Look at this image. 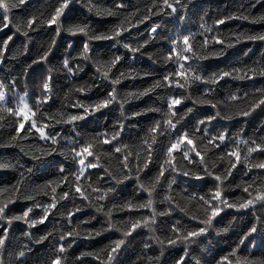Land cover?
Wrapping results in <instances>:
<instances>
[{"label":"snow or ice","instance_id":"snow-or-ice-1","mask_svg":"<svg viewBox=\"0 0 264 264\" xmlns=\"http://www.w3.org/2000/svg\"><path fill=\"white\" fill-rule=\"evenodd\" d=\"M21 6L27 4V0H20ZM193 0H152V3L144 9L142 19H138L137 23H142L143 20H148L150 16L158 13H164L165 9H170L166 15L174 16L179 12L180 9L187 8ZM77 3V0H58L54 8L50 9V14L47 16L46 23L48 25L55 24V29L58 21L63 18L68 20L73 13V5ZM80 3V0H79ZM257 3H262V0H257ZM85 7L89 12L95 11L103 15L97 6L91 3V0H86ZM255 7V5H253ZM119 8H126L125 4H118ZM155 9V11H153ZM0 16H2V23H0V30L9 26L15 28L16 32H21L26 41L30 39L29 31L37 28L40 13L32 12L26 20L22 19L20 23H14L15 17L12 10L8 9L7 0H0ZM140 11L139 9L137 10ZM5 12H9V15H5ZM136 13H128V16H134ZM234 18L240 19L238 13H232L231 15L224 17L222 20H217V25L223 24L224 20H232ZM180 20H186L185 16H180ZM12 21V23H10ZM15 25V26H13ZM162 24H152L149 31V38L144 40L143 43L132 45L130 43H122V47L128 49L132 53H138L144 47L152 41L154 38L166 39L168 41L169 50L162 55L161 62L164 64L175 63L177 65L175 71H169L166 73L161 80L155 81L153 85L145 88L143 92L133 93V95H145L153 91L157 87H168L174 86L180 89L187 90L189 84L195 82H202L204 85V92L201 97L196 98L195 103L200 105H211L214 110V115L205 116L202 120H197L195 125L192 127L185 128L182 121L193 111V108H187L183 113L176 108L177 105L183 107L182 101L186 99V96H169L167 111L163 113L162 120L154 121L149 126L147 132L137 138L135 144L120 143L118 138H122L123 131L125 128V120H117L114 122L115 131L96 133L94 137L86 139L83 143H80L78 139L68 140L69 147L60 150V155L67 161L71 156V164L76 167V171L69 172L68 168L65 167L64 163H60L58 168H55V177L52 180L45 181L43 185L37 186V191L43 192L45 195L52 197L50 203L34 202L31 206L24 209L20 214L8 216V206L14 201L19 199L34 200V195H25L24 193V179L21 178L23 175L20 174V178L15 184L8 186L5 185L0 187V222L7 223V227L0 226V264H5L4 257L9 254L10 247L12 245V226L15 221H22L28 226L29 230L24 231L26 237L31 236V229L37 224H43L52 212L54 208L59 204L60 201H65L68 198L75 199L76 194L89 202L88 206L93 207L97 213H102L107 220V228H100L96 230L89 229L86 234L82 235L86 239H92L95 236L101 235L103 232L108 230H115L120 233V238L111 241L109 244L100 248L94 252H82L79 257L72 258L73 264H84V260L81 257H91L88 264H119L118 256L124 251L135 237L138 235V229L141 227L153 230L152 225L157 223L158 217L169 216L175 209H179L185 216H190L192 221H198V226L189 227L186 224H182L181 221L177 220L171 224L168 228V235L160 238V256H165L169 249H174L178 245L183 246V253L178 259L174 258L173 264H203L201 258L196 254L195 245L204 239L207 235L208 227L221 216L222 208L220 203L224 200L225 205L236 213H251L255 225L251 227L247 233L238 237L235 241L234 246H230V251L221 255L219 259L215 260V264H252L254 258L251 255L245 254L244 250L249 248V241H255V235L257 232L264 229V215L258 214V210L264 208V181L258 180V177H253L251 181H241L237 185L238 188L246 193L245 196H241L239 203H232L225 199L226 194L223 191L224 182L228 178L234 175L233 170H238L237 165L243 164L249 169H260L264 170V161L252 162L249 157L252 153L259 151L264 154V143L255 139L246 140L237 137L235 143L229 147L227 153L221 151V146L226 143H231V138L227 136L228 126L221 125L222 130H218L216 133H212V127L215 126L216 118H220L224 121L234 119L235 117L249 118L252 116L257 109L264 111V90L257 89L256 96L258 99H254L244 111H237L229 114L221 110V105H229L236 103L240 100L237 92H234L224 98L223 101H213L212 99H205L203 97L213 96V88L218 86V81H223L227 78L235 80H249L253 81L254 77H264V67L257 68L253 66H245L244 68H232L230 70L221 69L216 72H212L208 75L200 74L197 77L193 66L197 65L198 62L206 60L208 57H217L221 55H208L209 52L206 50L208 45L213 47L219 46L218 50L211 51L212 53L224 52L228 48L233 47L235 44L240 43L238 38L235 36V40L230 37L218 39L221 35L219 32L213 35H209L212 32V28L204 23L200 25L199 35L204 36L203 43L199 45L197 51L193 50L192 41L195 40L197 33L187 32V34H181L178 31L175 38L171 35L167 37H161ZM133 27L131 23H127L126 20H121L119 24L113 25L108 33H103L102 39L100 40H115L116 44H121V33L126 32L127 28ZM87 27L85 23H72L68 26L67 33L69 36H75L77 34H85ZM62 31L55 33L56 38L51 40L42 55L38 57L39 61H45L52 51V46L56 43L57 36ZM15 35V33H13ZM85 36V35H84ZM12 40V36H8L2 44H0V63H3L7 56L5 51L9 41ZM91 41L88 38L85 40L82 50L79 52L80 55L87 53L91 47ZM255 42V41H253ZM69 46H72L71 40H69ZM25 51H29L28 44L25 43ZM163 51V50H162ZM151 57V54H149ZM121 56H113L107 61H99L96 64L97 72L110 79V72L117 65L118 61H121ZM34 60L32 63H37ZM155 63V62H154ZM64 69L68 73H73V68L70 66L68 58L63 61ZM29 68L31 65H26L24 72L26 75L29 74ZM79 68V66L77 67ZM48 75L42 77V83L40 88L42 89L41 95L36 98L35 110L29 103L31 100L30 93L18 94V100L13 106H9L7 103L6 86L0 83V129L5 128L6 124L8 127H12L8 121L5 120V113L8 114V120L12 117L17 119L14 121L15 127L11 134H8V140L5 144H0V147H6L9 145H17L21 148L22 152L26 155H31L33 159H37L36 152L41 155H48L54 153L57 150L52 146L57 145L58 137L61 133L50 135L45 131L46 128H51L54 124H72L74 130L79 125L75 122L83 121L85 117L91 118L92 114L98 110L99 107L108 108L111 103L115 100H110V97H116L118 94L117 85L126 76H136L140 73L133 69H129L127 72H121L120 75L111 79V90L107 95L98 101L93 103H86L83 100L75 99L80 93H86V89L83 86H75L70 88L65 93L66 102L71 103V107L77 110L83 109L82 112L77 114H71L68 112L62 113H46L41 111V107L51 100L52 95V79L53 70L47 69ZM145 75L150 73L145 72ZM15 87V85H12ZM153 111L159 112L160 109L146 108L140 112H132V116H140L144 112ZM48 117V122L45 123L43 117ZM28 122L27 124L25 122ZM209 122H212L209 124ZM184 128L181 132L180 129ZM23 130V131H22ZM35 130V132H33ZM39 134L41 140L46 143L50 142L46 148H40L36 145H21L19 142L25 140L29 135ZM167 133L169 140L167 145H162L160 137ZM177 133H179L177 135ZM76 136L79 137L80 133L77 132ZM175 139H172V137ZM101 145H106L111 148V151L100 152L98 149ZM113 145H115L113 147ZM240 145H245L247 151L242 155L239 152ZM30 148L32 151H25V148ZM219 152L217 160L227 161L228 166L222 171H218L216 168V162H213L210 157L211 153ZM123 159H120V157ZM236 159L233 160L232 158ZM92 158V159H90ZM108 158L109 162L112 159L117 161L113 167L105 166L102 161ZM159 158V170L153 174L147 181L142 179L141 173L145 169H149L152 162L157 161ZM135 160V164H133ZM175 161V162H174ZM186 162V163H185ZM51 167H55L53 164ZM103 168L105 176L109 177L113 183L107 187H100V177L97 176L95 181H89L87 179L81 180L82 176H87L89 173L88 169H100ZM127 169V171H125ZM29 172L32 170L29 169ZM171 174V175H170ZM179 174V175H177ZM91 175H95L92 173ZM133 175H135L137 190L147 193V200L142 203H133L127 201L119 206L113 205L108 208L105 204H101L100 201L112 199L113 194L123 186L124 182L129 181ZM174 176L182 178L185 184L199 183L207 177H211L214 182V187L204 195H199L195 192H190L187 195L175 192L173 180ZM188 178V179H183ZM162 180H167V194L164 196V200L168 202L169 207L163 212H158L154 207V194L158 185L162 183ZM67 182L68 191L58 193L57 188L60 184ZM91 188L92 192L88 193L86 189ZM84 189V190H82ZM6 194V195H5ZM94 194V195H93ZM195 202L198 211L192 213L189 205ZM34 208L41 209V215L33 218L35 215L33 212ZM125 209L128 210V218L121 221H113L111 219L113 211L123 212ZM140 209H148L149 215H135V212ZM246 210V211H245ZM81 211L80 207L77 206L72 210L68 211L65 219L72 228V231H63L60 235V242L57 243L56 247L53 248L50 254H48V264H68L69 256L68 249L72 247V244L68 243V240L76 241L81 236L74 235L79 233V225L83 222L77 221L73 225V215ZM31 214V215H30ZM94 218V217H93ZM154 231V230H153ZM53 233L45 232L41 235V239H48ZM27 246H21L16 249L11 255L14 256L16 264H21L23 257L27 255ZM145 249H149V244H144ZM30 251V249H29ZM215 258V257H213ZM147 264H162V261L157 260L155 257L148 256Z\"/></svg>","mask_w":264,"mask_h":264},{"label":"trees","instance_id":"trees-1","mask_svg":"<svg viewBox=\"0 0 264 264\" xmlns=\"http://www.w3.org/2000/svg\"><path fill=\"white\" fill-rule=\"evenodd\" d=\"M58 0H27V8L21 7L12 9V13L15 17L14 23H20L22 19L26 20L32 12L43 13L45 15L50 14V9L54 8ZM86 0H80V3L73 5V13L68 20L61 17L60 22L65 26H69L72 23H89L90 27L93 28L96 34L108 33L109 29L116 24H119L121 20L127 17V23H131L133 27L127 28L126 32L121 33V44H116L115 40H94L91 41V47L89 49V56L92 60L84 62L83 58L79 56V52L82 50L86 36L83 34H77L75 36H69L67 32H61L57 36L56 43L52 46V51L45 61H39L38 57L42 55L48 44L51 42V36L55 34V24L48 25L47 23L41 28H35L29 31V40L26 41L25 36L21 32H16L15 28L9 26L0 30V44L7 39L8 36H12V40L9 41L8 46H6L5 51L7 56L3 63H0V83L6 86L7 103L9 106H13L17 100L18 94L20 93H30L31 100L29 103L35 110L36 98L41 95L42 89L40 85L42 83V77L47 76V69L51 68L53 70L52 83V95L51 100L46 102L42 107L41 111L46 113H62L68 112L71 114H77V112H82L83 109L77 110L71 107V103L66 102L65 93L69 91L70 88L75 86H82L85 83L92 84L94 87L90 92L80 93L75 99H80L86 103H93L95 101L103 99L107 93L111 90L112 85L110 80L114 79L116 76L120 75L121 72H127L129 69H133L140 73L136 76H126L120 81L116 86L118 92H143L145 88L150 87L157 80H161L162 77L169 71H175L177 65L175 63L164 64L161 62V57L169 50L168 41L166 39L154 38L149 44L144 45L138 53H132L128 49L122 47V43H130L136 45L143 43L144 40L149 38V29L152 24H162L161 37H167L171 35L175 38L178 31L181 34H187V32L197 33L195 40L192 41L194 47L193 50L197 51L199 45L203 43L204 36L199 35L201 29L200 25L202 23L210 26L212 32L209 35L216 34L219 32L221 35L218 39H223L226 36L235 40V35L231 33L232 29L238 26L249 28L253 33L264 31V22L252 23L251 21H241L240 19L234 18L232 20H224L223 24L217 25L215 22L217 20H222L224 17L235 13L240 7L241 0H193V2L184 9H180L174 16L166 15L170 9H165L164 13H158L156 15L150 16L148 20H143L142 23H137L138 19H142L144 14V9L152 3V0H91V3L97 6L101 12L106 10L118 11L120 15L109 16V15H97L95 11L89 12L87 7L84 6ZM118 4L127 5L126 8H117ZM264 4V0H262ZM140 10L139 12L137 10ZM2 11V10H0ZM155 11V9H153ZM128 13H136V15L129 17ZM180 16H185L186 20L181 21ZM2 20V16H0ZM48 29V31H45ZM15 33V35H13ZM69 40L72 42V46H69ZM25 43L28 44L29 51H25ZM115 44V47L113 45ZM219 46L213 47L208 45L205 52H211L218 50ZM264 48V43L259 41H241L235 44L233 47L228 48L225 53L217 57H208L206 60L198 62L197 66L202 67V75H208L212 72L219 71L221 69L230 70L232 68H244L245 65H252V61L259 59L261 49ZM246 49H251L250 56L245 57L243 55ZM163 50V51H162ZM19 55H15V53ZM151 54V57L149 56ZM113 56H121V61L117 62V65L110 72V79L101 82L97 80V68L94 67L95 61H107ZM65 58L69 59L70 66L73 68V73H68L63 66V61ZM37 60L38 62L33 64L32 62ZM155 62V63H154ZM31 65L29 68V74L26 75L24 72L25 66ZM82 67L83 71L77 72V67ZM148 72L149 75L144 73ZM15 85V87H12ZM216 87L213 88L214 95L203 97L205 99H212L213 101H223L224 98L239 89L238 95L243 96L246 92L253 93L257 88L264 86V77H254L253 81L249 80H235L232 78H227L223 81H218ZM204 92V85L202 82H195L189 84L187 90L180 89L174 86L168 87H157L153 91L140 96L138 99H132L128 101L125 105L126 116L125 128L123 131L122 138H118L120 143L135 144L137 138L142 136L147 132L149 126L156 121L163 119V113L167 111L169 96H188L190 99H185L182 101L183 107L177 105L176 108L179 109L181 113L187 108H193V111L184 118L182 123L185 128L192 127L195 125L197 120L204 119L205 116L214 115V110L211 105H200L196 104L195 100L202 96ZM259 97H255L258 99ZM110 107V106H109ZM118 107V106H117ZM237 107V103H232L229 105H221V110L228 112ZM153 108L160 109L159 112L148 111L144 112L140 116H132V112H140L142 109ZM100 113H105L108 115V119L104 120L102 123L99 120H95L92 117H85L83 121L75 122L79 127L76 128V132H70L69 129L73 127L72 124H54L51 128H46L45 131L50 135H55L56 133H61L62 136H71L72 139H78L80 143H83L86 139L94 137L96 133L101 132H113L114 122L117 121L114 118V114L108 111V109H101ZM97 113V115H100ZM16 117H12L8 120V114L5 113V120L8 121L12 127H8L7 124L5 128L0 129V144H5L8 140V134L14 131V121ZM45 123L48 122V117H43ZM264 111L257 109L255 113L249 118L245 119L242 117H235L231 121H224L220 118H216L215 126L212 127V133H216L218 130H222L221 125L228 126L227 136L231 138V143H226L221 146V151L227 153L229 147L235 143L237 137L246 140L255 139L259 141L260 136H264ZM28 123L27 121L25 122ZM212 122H209L211 124ZM23 131V130H22ZM181 132L184 128L180 129ZM35 132V130H33ZM79 132L80 136L77 137L76 133ZM179 133H177L178 135ZM172 139H175L173 136ZM162 145H167L169 137L167 133L160 137ZM21 145H36L40 148H46L49 146L50 142L46 143L41 140L39 134L29 135L25 140L19 142ZM115 145H113L114 147ZM56 147L57 151L54 153H49L48 155H41L36 152L37 159H33L31 155H25V152L21 151V148L15 144L6 147H0V163H19L23 164V167H17L16 169L2 168L0 169V187L5 185L11 186L16 183L20 178V174L23 172L24 175V193L25 195H34V200H14L8 206V216L20 214L25 208L31 206L34 202L40 203H50L52 197L50 195H45L43 192L37 191L38 185H43L45 181L52 180L55 177V168L59 167L60 163H64L65 167L68 168L69 172L76 171L77 166L71 164V156H69L66 161L63 156L60 155V150L69 147L68 140H62ZM100 152L111 151L106 145H101L98 149ZM25 151H32L30 148H25ZM247 151L244 145H240L239 152L242 155ZM219 152L211 153L210 159L216 162V168L218 171L222 172L227 166V161L217 160ZM92 159V158H90ZM120 159H123L121 156ZM233 160L236 158L233 157ZM252 162L264 161V154L259 151L252 153L249 157ZM175 162V161H174ZM102 163L105 166L113 167L116 165L117 161L112 159L109 162L108 158H105ZM186 163V162H185ZM55 164V167H51ZM135 164V160H133ZM32 171L29 172L28 170ZM238 170H233L234 175L230 176L227 181L224 182V186L227 190V197L232 199L237 196H245L242 190L236 185L240 184L241 181H251L253 177H264V170L260 169H249L245 167L242 163L237 165ZM159 170V158L157 161L152 162L149 169H145L141 173L142 179L147 181L155 172ZM89 175L82 176L81 180L95 181L96 177H100L99 186L107 187L110 186L113 181L103 173V168L100 169H88L86 170ZM127 171V169H125ZM95 173V175H91ZM179 175V174H177ZM188 179V178H183ZM135 175L129 180L124 182L123 186L117 191L119 192L118 199H107L105 201H100L101 204H105L108 208L113 205H121L127 201H132L133 203H142L147 200V193L137 190ZM175 192L187 195L190 192H195L197 196L204 195L209 192L211 188L214 187V182L211 177H207L199 183L182 184L174 186ZM67 182L60 184L57 188V192L68 191ZM84 190V189H82ZM88 193L92 192L91 188L86 189ZM167 194V180H162V183L158 185L156 192L154 194V207L158 212H163L169 207L168 202L164 200V196ZM6 195V194H5ZM94 195V194H93ZM89 202L82 199L79 194H76L75 199L68 198L65 201H60L59 204L49 213L48 218L43 224H37L31 233L35 236L43 235L45 232H49L53 226L56 227V231L40 244H33L27 241V238L22 237V233L28 229V226L22 221H15L12 226V240L16 237H21V243H28L34 252L42 253L41 260H46L48 254L51 250L56 247L57 243L60 242V233L66 231L63 225H68L65 217L68 211L79 206L81 211L74 213L72 221L73 225L77 221H81L79 225L80 229H91L96 230L100 228H107V220L102 213H97L93 207L88 206ZM192 213L198 211L195 202L189 205ZM234 211V210H230ZM246 211V210H245ZM33 218L41 215L40 208L33 209ZM128 210L125 209L121 211H113L111 219L113 221H121L128 218ZM150 211L148 209H140L135 212V215H149ZM31 215V214H30ZM221 216L224 215L222 212ZM94 217V218H93ZM181 221L182 224H186L189 227L198 226V221H192L190 216H185L175 209L169 216L158 217L157 223L153 224V233H149L147 228L141 227L138 229V235L124 251L119 254L118 261L119 264H147V257L159 255V245H156L151 240V235L154 234L163 238L168 235V228L175 221ZM247 223H251V218L247 219ZM0 226L7 227V223L0 222ZM247 227V225H245ZM241 232L239 235H242ZM239 235L236 233H231L224 237L222 242L218 244L211 254L201 252V250L194 246L196 254L201 258L203 264H215V260L219 259L221 255L229 252L230 246H234L235 241L238 239ZM120 238V233L115 230H108L103 232L99 236H95L92 239H86L81 236L72 244V247L68 249L69 260L74 257H79L82 252H94L103 248L105 245L109 244L111 241ZM51 240H55V244H50ZM72 240L69 239L68 243ZM149 244V249L144 248V244ZM183 253V246L178 245L174 249H169L162 260L166 261L167 264H173L174 258L178 259ZM259 253L254 254L252 258H255ZM215 257V258H213ZM264 259V257H261ZM84 260V264H88L91 257H81Z\"/></svg>","mask_w":264,"mask_h":264},{"label":"clouds","instance_id":"clouds-1","mask_svg":"<svg viewBox=\"0 0 264 264\" xmlns=\"http://www.w3.org/2000/svg\"><path fill=\"white\" fill-rule=\"evenodd\" d=\"M77 3H79V0H77ZM253 5H255V7ZM7 6H8L9 10L21 8V7L27 8V4H25L24 6H21L20 0H7ZM235 13L239 14V16L241 17L240 18L241 21H251L252 23L264 22V4L257 3V0H241L240 7L237 9V11ZM96 14L99 15L100 13H96ZM5 15H9V12H5ZM103 15L118 16V15H120V13L118 11L106 10L103 12ZM126 19H127V17H125L124 20H126ZM46 20H47V15L40 13L37 28H41L43 25H45ZM0 23H2V21H0ZM10 23H12V21H10ZM85 25L87 27V31L85 32L84 35L89 40H100V39H102L103 33L96 34L94 32L93 28H91L89 26L90 22L85 23ZM13 26H15V25H13ZM45 31H48V29H45ZM57 31L67 32L68 26H65L63 23L58 21L56 29H55V33ZM231 33L233 35H235L240 42L241 41H259L261 43H264V31H259V32L253 33L249 28H244V27L238 26L237 28L232 29ZM55 38H56V35L53 34L51 36V40H53ZM226 38H227V36H226ZM113 47H115V44L113 45ZM251 51H252L251 49H246L244 51L243 55L245 57H248V56H250ZM88 53H89V51L87 53H84L83 55L79 54V56L83 58L84 62H88V61L92 60V57H90ZM224 53H225V51L222 53L221 52H216V53L209 52L208 55H223ZM15 55L18 56L19 53L17 52V53H15ZM98 62L99 61H95L93 66L96 67V64ZM253 65H255L257 68L264 67V48L261 49L259 59L252 61L251 66H253ZM245 66H249V65H245ZM193 68L197 74V77H199V75L202 72V67L194 65ZM76 71L81 72V71H83V68L79 67L76 69ZM97 80H100L101 82H103V81H106L107 79H105V77L101 76L98 73ZM241 80H243V79H241ZM193 83H195V81ZM82 86L86 89V92H90L92 90V88L94 87V85L88 84V83H85ZM257 89L264 90V86L257 88ZM257 89L253 93L246 92L243 96H240V100L238 102H236L237 107L235 109L228 111V113L232 114V113H235L237 111H244L248 107V105L255 99L256 94H257ZM133 93L134 92H126V93L122 94V93L118 92L116 97H110L109 98L110 100H115V102L111 103L110 107H108L107 109H108V111H110L111 113L114 114V118L116 120L127 119L125 105L128 103V101H130L132 99H138L140 96H142L139 94L134 96ZM190 98L191 97L186 96V99H190ZM101 109H106V108L99 107L98 110L92 114V118L95 120H99L102 123L104 120L108 119V115L105 113H100ZM97 113H100V115H97ZM231 120L232 119L227 120V121H231ZM262 123H264V121H262ZM69 131L70 132H76V130H74L73 127L70 128ZM65 139L70 140L71 136L60 135L58 137L57 145H53V146H58L60 144V142L62 140H65ZM259 140L261 141V143H264V136H260ZM53 148L57 150L56 147H53ZM18 166L21 168L23 167V164L19 163V160L15 164H13V163H0V169H2V168L16 169ZM22 174L23 175L21 176V178L24 179L25 174L23 172H22ZM173 180H174L175 184H177V185L184 184L182 178L179 176H174ZM260 180L264 181V177H261ZM236 187H237V185H236ZM227 190L228 189L224 186L223 191L226 194L225 199L231 201L232 203H239L241 196H237L235 198L230 199L227 197ZM119 197H120L119 192L116 191L113 194L112 199H118ZM220 207L222 208V210H223L222 212L224 213V215L216 218V220L208 227L207 235L197 245V247L201 250V252L211 254V252L214 250V248L222 242L224 237L228 236L231 233H236L237 235H239L242 232L243 234H245L248 232V230L251 227H253L255 225V221H254V218H253L251 213H246V212L245 213H236L235 211H230V209L225 205L224 200L221 201ZM258 214L264 215V208L259 209ZM249 217L251 218L250 224L247 223V219ZM0 219H3V218L0 217ZM245 225H247V227H245ZM62 227H64L66 229V231H72V228L68 227L67 225H63ZM55 231H56L55 226H53V228H51L49 230V232H55ZM87 231H88L87 229H80L79 233H74V235L82 236V235L86 234ZM153 232H154L153 230L149 229V233H153ZM61 234H62V232L60 233V235ZM239 236H241V235H239ZM22 237L27 238V241H30L33 244H40L43 241H45V240L41 239V235L37 237L34 234H31L30 237H26L24 235V232L22 233ZM151 240L156 245H159L160 237L152 234ZM75 242L76 241H72L69 244H73ZM50 244H55V240H51ZM21 246H27V248H26L27 255H25L23 257L21 264H48L47 259L41 260L42 253L32 251V249L28 243H21V237H16L14 240H12L10 252H9V254H6L4 257L5 264H16L15 258L13 255H11V253H14L16 251V249L20 248ZM29 249H30V251H29ZM244 252H245V254L251 255V256L259 253V255H256L255 258L253 259L252 264H264V259L261 258V257H264V229H262L261 231L256 233L254 242L249 241V248L245 249ZM151 257H153V256H151ZM155 258L159 261H162V264H167V262L162 260V257L160 256V247H159V255H156ZM68 264H73V261L68 260ZM133 264H135V262H133Z\"/></svg>","mask_w":264,"mask_h":264},{"label":"rangeland","instance_id":"rangeland-1","mask_svg":"<svg viewBox=\"0 0 264 264\" xmlns=\"http://www.w3.org/2000/svg\"><path fill=\"white\" fill-rule=\"evenodd\" d=\"M17 100H18V97H17ZM17 100H16V101H17Z\"/></svg>","mask_w":264,"mask_h":264}]
</instances>
